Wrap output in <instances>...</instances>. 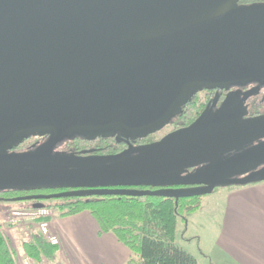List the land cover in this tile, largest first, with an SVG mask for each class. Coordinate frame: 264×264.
<instances>
[{
	"label": "water",
	"instance_id": "95a60500",
	"mask_svg": "<svg viewBox=\"0 0 264 264\" xmlns=\"http://www.w3.org/2000/svg\"><path fill=\"white\" fill-rule=\"evenodd\" d=\"M241 1L0 0V191L61 190L12 200L178 199L264 181V113L249 116L251 90L230 91L191 124L134 144L204 87L264 82V1ZM77 135L127 147L55 150Z\"/></svg>",
	"mask_w": 264,
	"mask_h": 264
},
{
	"label": "trees",
	"instance_id": "16d2710c",
	"mask_svg": "<svg viewBox=\"0 0 264 264\" xmlns=\"http://www.w3.org/2000/svg\"><path fill=\"white\" fill-rule=\"evenodd\" d=\"M249 1L251 0H242L241 3H249ZM203 109L204 105L198 107L196 100L193 99L183 107V113L170 123L176 125L175 129L189 125L202 113ZM153 134L150 133L146 138H139L134 143L144 144L155 141L152 138ZM79 138L86 143L98 144L95 153L100 154L116 153L110 149H116L124 144L117 141L115 137H99L95 140H89L83 136ZM57 191L61 190L9 189L0 191V196L14 197L26 193ZM203 196H182L178 199L164 195L73 196L52 198L50 200L54 203H49L46 207H56L61 216L89 211L97 221L101 232L113 233L133 252L127 264H198L196 256L178 236V228L181 220L185 223L188 215L199 208ZM41 220L47 221L49 218L46 216ZM24 248L29 256L37 260L46 258L54 262L57 260L59 244L49 240L43 231L38 230L34 233L33 241L25 243ZM0 264H17L13 250L1 229Z\"/></svg>",
	"mask_w": 264,
	"mask_h": 264
},
{
	"label": "crops",
	"instance_id": "0c3cea01",
	"mask_svg": "<svg viewBox=\"0 0 264 264\" xmlns=\"http://www.w3.org/2000/svg\"><path fill=\"white\" fill-rule=\"evenodd\" d=\"M52 223L50 229L44 228V222L39 228L59 244L57 264H127L133 256L113 233L101 232L87 210L57 216ZM183 224L184 244L198 264L197 252L233 264H264V181L216 188L202 197L199 208ZM63 243L72 258L65 255Z\"/></svg>",
	"mask_w": 264,
	"mask_h": 264
},
{
	"label": "rangeland",
	"instance_id": "374dc122",
	"mask_svg": "<svg viewBox=\"0 0 264 264\" xmlns=\"http://www.w3.org/2000/svg\"><path fill=\"white\" fill-rule=\"evenodd\" d=\"M259 1H264V0H251L249 1V3L259 2ZM196 103L197 106L199 107L202 105L203 102H201V100H198ZM256 110L264 112V103L259 108H256ZM175 127L176 125L174 123H170L167 126H165L162 130L154 133L152 135V138L158 140L161 137H163L165 134L175 130ZM79 137L80 136H75L73 138L64 139L59 143V149L60 150H66V149L78 150L84 148L94 149L98 145L95 143H86L82 141L81 138ZM36 139L40 140L41 137H33L31 138L29 143H31ZM124 148H125V144H122L118 148L110 149V150H114L117 153L123 150ZM18 196H14V197H18ZM1 197L4 196H0V198ZM49 203H54V202L53 200L47 199L45 202L44 210H39V208H35L33 206L32 201L12 200V199L0 200V229L3 232L4 236L6 237V239L8 240L11 249L13 250L15 262L17 264H57L56 263L57 260L54 262L49 261L46 258H43L42 260H37L36 258L29 256L24 248L25 243L33 241L34 233L36 231L38 230L42 231L39 228V224L44 222V228L48 227L50 229V227L52 228L53 226L52 220L55 219V217L57 216H61L60 215L61 213L56 207H52V208L46 207V205ZM49 209H51V211L47 212ZM46 216L49 218V220L47 221L41 220ZM44 234L46 235V237H48L45 231ZM178 236L180 237V239H182L183 242H185L187 239V237L185 236V226L182 220L180 221V226L178 228ZM67 245L66 243H63V246L65 248V255L72 258L69 252V247ZM197 256L199 257L200 264H207V263L233 264L231 262L223 260V258L220 259L217 255H212V256L210 255V257L207 259L201 256L199 252H197Z\"/></svg>",
	"mask_w": 264,
	"mask_h": 264
},
{
	"label": "flooded vegetation",
	"instance_id": "af4514ba",
	"mask_svg": "<svg viewBox=\"0 0 264 264\" xmlns=\"http://www.w3.org/2000/svg\"><path fill=\"white\" fill-rule=\"evenodd\" d=\"M236 90H240L242 92L251 90L252 94L249 96L248 100L246 101V103L249 105V116H256V115H260V114L264 113V112L256 110V108H259L264 103V82H261V81H258V80H254V81L248 82V83H246L244 85H240V84L233 85L228 90L219 89V88L208 89V88L204 87L202 90H200L193 97V99H195L196 102L198 100H201V102H203L202 105H204V109L208 106L209 103H213V101L215 99H218L216 107H219L221 105V103L223 102V100L226 98V95L230 91H236ZM172 121H173V119H172ZM35 137H41V139L40 140L36 139V140L32 141L31 143H29V141L33 137L26 138L23 141V143L20 144L16 148V150L17 151H25V150H28V149L36 148L37 146H39L40 144L45 142L49 138V135L48 136H35ZM67 138L68 137H65V138L61 139L57 143V145L55 147V150L64 151V150H60L59 149V143L61 141H63L64 139H67ZM71 138H73V137H71ZM123 143L125 144V148H126L127 144L125 142H123ZM134 144L135 145H140V144H137V143H134ZM88 149L89 148L78 149V150L66 149L65 151H70V152H75V153H79V154H84L83 152L88 150ZM36 193H43V192L26 193V194H22L20 196L29 195V194H36ZM1 198L6 200V199H11L13 197H1ZM26 201H32L33 204H35V203H44L45 204L46 199H39V200L32 199V200H26Z\"/></svg>",
	"mask_w": 264,
	"mask_h": 264
},
{
	"label": "built area",
	"instance_id": "2783aa9c",
	"mask_svg": "<svg viewBox=\"0 0 264 264\" xmlns=\"http://www.w3.org/2000/svg\"><path fill=\"white\" fill-rule=\"evenodd\" d=\"M39 210H44V207L43 208H39ZM51 211V209H49L47 212Z\"/></svg>",
	"mask_w": 264,
	"mask_h": 264
}]
</instances>
